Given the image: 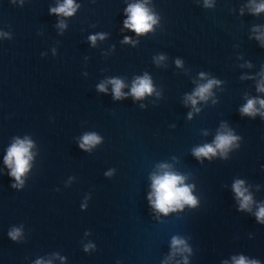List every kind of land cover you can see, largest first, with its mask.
<instances>
[{
	"label": "water",
	"instance_id": "95a60500",
	"mask_svg": "<svg viewBox=\"0 0 264 264\" xmlns=\"http://www.w3.org/2000/svg\"><path fill=\"white\" fill-rule=\"evenodd\" d=\"M65 3L0 0V264H264V0ZM165 174L195 204L156 208Z\"/></svg>",
	"mask_w": 264,
	"mask_h": 264
},
{
	"label": "clouds",
	"instance_id": "9594fccd",
	"mask_svg": "<svg viewBox=\"0 0 264 264\" xmlns=\"http://www.w3.org/2000/svg\"><path fill=\"white\" fill-rule=\"evenodd\" d=\"M264 8V6H261ZM260 9H258L259 11ZM54 11L64 13L65 15H71L74 11L73 8V0H66V3L62 5L58 9H54ZM128 11L131 13L129 21H126V26L134 29L137 33H143L147 31L151 27L150 22H154V19L152 16L148 15L147 10L142 5H133L131 6ZM93 41L95 40V37H92ZM115 87L114 91L116 94V97L119 98L121 95L120 89L122 88V84L120 81H113ZM102 87V86H101ZM211 87V82L201 87L196 95L201 96L203 98L204 93L208 91V89ZM151 86L150 82L147 78L139 80L136 85L132 88V93L136 97H141L145 93L151 92ZM193 103H195V100H193ZM262 105H264V101L260 102ZM254 101H249L248 105L242 109L245 113H251L253 111ZM235 139L231 135H221L217 137L216 142V148H224L228 144L231 143V141ZM98 142V137L95 135H86L83 138V144L81 147H84L85 145H90ZM31 145L26 144L24 142H18L17 145H14L8 152V156L6 158V162L11 166L14 162L15 167L13 168L12 175L17 179L20 180V177L23 175V173L26 171L27 164H28V149ZM215 149L211 146H205L203 148H200L197 150L196 155H204L207 156L209 153H214ZM182 178L177 175L172 174H165L162 177H157L154 180V188H155V207L158 208L160 211L167 214L170 207L173 205L179 206L181 202H185L188 204H195L194 198L190 195V191L188 187H177V185L181 182ZM15 187V185H13ZM235 191L237 192L238 196L243 197V203L241 204V207H247L250 197L244 196V193L241 191L240 183H237L235 185ZM258 217L264 218V208H261L258 212ZM9 235L12 236L13 239H16L18 235V231L15 233H10ZM182 241L179 240H173L174 245L181 244ZM236 264H246L245 260L243 258H240ZM255 264V262H253Z\"/></svg>",
	"mask_w": 264,
	"mask_h": 264
}]
</instances>
